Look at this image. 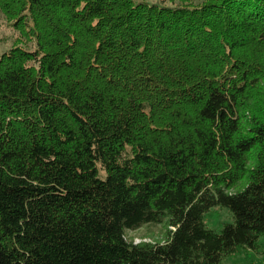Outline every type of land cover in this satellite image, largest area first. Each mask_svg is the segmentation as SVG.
Masks as SVG:
<instances>
[{
    "label": "trees",
    "instance_id": "obj_1",
    "mask_svg": "<svg viewBox=\"0 0 264 264\" xmlns=\"http://www.w3.org/2000/svg\"><path fill=\"white\" fill-rule=\"evenodd\" d=\"M161 1L0 0V264L264 257V0Z\"/></svg>",
    "mask_w": 264,
    "mask_h": 264
},
{
    "label": "rangeland",
    "instance_id": "obj_2",
    "mask_svg": "<svg viewBox=\"0 0 264 264\" xmlns=\"http://www.w3.org/2000/svg\"><path fill=\"white\" fill-rule=\"evenodd\" d=\"M134 3H146L149 5H161V0H132ZM170 6V3H166ZM21 33L12 27L11 21L2 17L0 20V56L14 48L15 46L23 44V38ZM25 45V44H23ZM33 43L25 45L26 48L32 47ZM256 98V100H255ZM253 99L256 101L255 104H260L264 100V82L262 86L254 92ZM248 115V113H247ZM233 221L232 215L228 208H216L212 210L210 215L207 217V224L209 227L220 229L225 224ZM167 233V229L164 224L159 225H146L137 231L127 232V240L134 244L140 243H154L164 241ZM264 242V239L262 240ZM257 256V255H256ZM243 252L241 254L232 256L231 258L224 261L223 264H264V257H256Z\"/></svg>",
    "mask_w": 264,
    "mask_h": 264
}]
</instances>
